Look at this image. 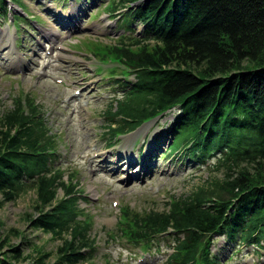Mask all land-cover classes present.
I'll return each mask as SVG.
<instances>
[{
	"label": "trees",
	"instance_id": "16d2710c",
	"mask_svg": "<svg viewBox=\"0 0 264 264\" xmlns=\"http://www.w3.org/2000/svg\"><path fill=\"white\" fill-rule=\"evenodd\" d=\"M120 7L127 29L141 24V34L86 44L96 56L135 69V80L105 112L107 131L115 135L178 109L172 150L179 141L192 143L191 157L203 162L219 153L212 167L223 175L163 209L140 215L124 207L120 232L147 248L173 236L176 251L167 264H219L211 251L215 237L238 246L263 245L264 0H109L105 6ZM13 101L0 117L1 203L33 190L30 225L59 236L61 244L46 250L23 236L16 245L8 235L0 238V264L83 262L88 257L82 251L95 250L91 220L79 208L87 199L73 177L66 182L62 170L51 168L56 134L42 106L30 94Z\"/></svg>",
	"mask_w": 264,
	"mask_h": 264
},
{
	"label": "rangeland",
	"instance_id": "374dc122",
	"mask_svg": "<svg viewBox=\"0 0 264 264\" xmlns=\"http://www.w3.org/2000/svg\"><path fill=\"white\" fill-rule=\"evenodd\" d=\"M108 2L109 0H20V5H10L13 15L22 19L7 20L2 24L0 18V24L14 34V39H17L16 50L26 51L30 64L34 65L37 58L39 64L23 70L10 65L3 67L0 63V117L13 107L14 97L20 94H30L42 106L44 121L56 134L57 146L51 168L62 170L66 182L73 177L82 196L87 199L80 201L79 208L84 211L82 215L91 220L89 235L95 240V250L84 249L82 252L88 259L78 264H163L168 257V251L175 243L174 237L162 236L150 243L151 248L145 253L142 247L135 246V240L131 241L128 237L130 242L126 241L124 234L120 232L118 220H122L123 208L143 215L151 208L163 209L170 198L176 199L181 195L190 194L200 186L209 185L215 178L222 179V173L212 167L219 153L207 159L205 163L197 159L191 161L188 157L181 158L177 153L165 158L172 153L170 147L173 134L170 126L178 109L170 110L155 121L144 124L148 128L138 130L135 138H130L132 133L111 137L107 132L105 110L116 96L123 94V87L115 88L109 77H103L107 66H115V63L99 64L86 44L90 41L114 43L120 36L131 35L122 22V7L115 12L110 11L105 8ZM71 6L80 9L79 23L76 30L67 32L54 21L48 8L67 13ZM20 21L23 22L22 25L19 24ZM51 25L56 33L55 48H52L47 40L41 39V29L46 31ZM134 26L136 31L132 35L141 30V25H132ZM36 40H41L40 46ZM33 43L38 45L37 48L42 46L43 49L39 52L41 56L34 52ZM80 45L83 49H79ZM47 50L52 52V55L48 54ZM61 52L73 59L66 61L62 56L60 64L56 61L48 64L51 56L53 59L58 58ZM0 53L6 55V51ZM98 68H102V71L98 72ZM115 69L122 72L124 68L119 66ZM72 76L78 80L84 76H94L95 81L90 84L89 91H86L85 85L72 87ZM129 78L132 80L133 76ZM76 89L82 90L92 101L87 103L86 97L74 96L77 98L71 101V106L66 107L61 99L69 101ZM156 131L162 133L157 137V146L159 147L161 140L164 141L162 147L156 151L159 165L150 178L130 180L127 179L124 169L114 172L109 168L110 175L94 163L89 165V159L80 158L87 154L100 153V150L106 148L112 151L111 157H116L121 150L129 148L136 158L141 160L143 151L140 145L143 144L141 148L146 147ZM86 132H89L90 136ZM135 132L137 130L133 133ZM177 145L183 147L181 141ZM94 147L96 149H93ZM59 192L60 196L63 195L62 190ZM2 199L0 193V238L10 235L11 243L22 245V237H28L38 245H44L46 250H54L61 244L59 236L53 238L51 234L30 225L26 214L35 212L33 206L36 193L33 190L24 192L13 201L1 203ZM82 215L78 218L83 219ZM19 231L22 236L17 234ZM25 249L26 254L31 252L28 246ZM212 251L218 255L219 264H264V246H238L226 243L225 238L220 237L213 239ZM30 262L31 260L19 264Z\"/></svg>",
	"mask_w": 264,
	"mask_h": 264
},
{
	"label": "bare ground",
	"instance_id": "6f19581e",
	"mask_svg": "<svg viewBox=\"0 0 264 264\" xmlns=\"http://www.w3.org/2000/svg\"><path fill=\"white\" fill-rule=\"evenodd\" d=\"M51 11V14H53L56 17V22L58 24H60L61 26L64 27L65 30H67V32H71L77 29L78 23H79V12L80 9L77 8L75 9L74 6H71V8H69V12L67 13H61L59 11L56 12V10H54L55 8H48ZM53 26H49L46 31L43 32L42 34V38H44L45 40H54V38L56 37V33L53 32L52 30ZM1 31H5L3 29V27L0 26V51H7V55L4 58H2V56L0 55V58L4 61L6 58L7 60H9L10 58L12 59L13 64L16 65H21V59L19 56V52L14 51V47L12 44V40L7 39L6 37H4L1 33ZM6 36L8 35V32H6ZM11 46L13 47V49L11 48ZM36 55V54H35ZM63 58H65L66 61L68 60H72L70 58V56L68 55H62ZM55 59H49L48 64H52L54 62ZM39 64V59L37 58L35 61V65L37 66ZM21 67H28V66H21ZM90 78H88L89 81ZM78 83H80V81H78ZM90 84H88L87 87H89ZM74 99V98H73ZM65 106L69 107L71 106L70 101H66L65 102ZM147 128V127H146ZM138 132V131H137ZM137 132H135L132 136H134L137 134ZM86 134L88 136H90L89 132H86ZM153 135H156V132L153 133ZM154 138V137H153ZM130 139V138H129ZM128 139V140H129ZM131 140V139H130ZM155 139H152L149 141V144L146 148V150L144 151V156L142 158V160L137 161L136 160V156L134 153H132V151L128 148L126 150H121V152L116 156V157H111V151L105 150L102 151L100 154L97 155V157H101L100 161L101 163H103L104 165H101L100 168L102 167H106L108 170L109 168H111L112 171L114 170H119L122 171L123 169L126 171L127 173V179L130 180H135L138 181L142 178H150L151 174L155 173L156 168L159 165L158 160L156 159V151L158 150V146L156 141H154ZM130 143V142H128ZM89 146V144H88ZM81 159H85V157H80ZM89 165L93 164L92 160H89ZM100 166V164L98 165ZM116 172V171H115ZM109 173V172H107ZM111 175V173H109ZM124 176V175H123Z\"/></svg>",
	"mask_w": 264,
	"mask_h": 264
}]
</instances>
